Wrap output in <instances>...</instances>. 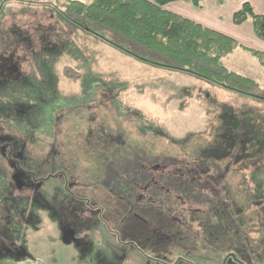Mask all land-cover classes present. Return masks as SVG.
I'll use <instances>...</instances> for the list:
<instances>
[{"label":"rangeland","instance_id":"1","mask_svg":"<svg viewBox=\"0 0 264 264\" xmlns=\"http://www.w3.org/2000/svg\"><path fill=\"white\" fill-rule=\"evenodd\" d=\"M66 1L0 9V264L262 263L264 26L227 0L212 20L238 44L222 64L258 83L242 97Z\"/></svg>","mask_w":264,"mask_h":264},{"label":"trees","instance_id":"2","mask_svg":"<svg viewBox=\"0 0 264 264\" xmlns=\"http://www.w3.org/2000/svg\"><path fill=\"white\" fill-rule=\"evenodd\" d=\"M171 1L175 0H89L87 3L67 0L64 2V14L67 17L73 14L76 18L99 22L122 38L160 54L170 62H151L154 65L192 74L242 97H255L252 89L259 88L258 83L248 76L229 70L221 62V56L238 45L237 42L224 33L163 8ZM193 1L195 4L198 2ZM3 2L0 0V9ZM249 16L256 25L257 33L262 35L264 12L255 14L248 2H244L233 13V21L241 23ZM248 50L260 59L264 57L262 52ZM131 243L145 257H149L137 244ZM231 256L237 264H249L237 254L231 253ZM152 259L166 263L160 258ZM179 259L192 263L186 258ZM259 264H264V261Z\"/></svg>","mask_w":264,"mask_h":264},{"label":"crops","instance_id":"3","mask_svg":"<svg viewBox=\"0 0 264 264\" xmlns=\"http://www.w3.org/2000/svg\"><path fill=\"white\" fill-rule=\"evenodd\" d=\"M187 1L190 4H188V7H191L189 11L185 10V8L180 5L183 0L168 2L164 5L163 8L170 12L189 18L213 30H221L213 26V24H215L216 22H212V20H214L217 13L216 11L220 8V4L225 0H198L197 4H194L192 0L191 2H189V0ZM248 1L249 0H227L228 8L226 12L230 13V15H233V13L238 10L244 2Z\"/></svg>","mask_w":264,"mask_h":264}]
</instances>
